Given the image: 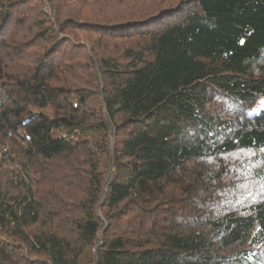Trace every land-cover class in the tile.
<instances>
[{"label": "trees", "instance_id": "trees-1", "mask_svg": "<svg viewBox=\"0 0 264 264\" xmlns=\"http://www.w3.org/2000/svg\"><path fill=\"white\" fill-rule=\"evenodd\" d=\"M153 2L0 0V264H264V0Z\"/></svg>", "mask_w": 264, "mask_h": 264}, {"label": "rangeland", "instance_id": "rangeland-1", "mask_svg": "<svg viewBox=\"0 0 264 264\" xmlns=\"http://www.w3.org/2000/svg\"><path fill=\"white\" fill-rule=\"evenodd\" d=\"M112 1V0H111ZM163 2H171V0H162ZM158 4V3H157ZM156 4V5H157ZM153 2V0H119V4H112L107 6L105 13V17L109 18H117L123 19L127 18L129 16L138 15L141 10L140 9H147L156 6ZM79 7V6H78ZM78 7L75 8V10L78 12ZM82 39L93 38L94 42H99L100 37L97 36H91L88 34H80Z\"/></svg>", "mask_w": 264, "mask_h": 264}, {"label": "snow or ice", "instance_id": "snow-or-ice-1", "mask_svg": "<svg viewBox=\"0 0 264 264\" xmlns=\"http://www.w3.org/2000/svg\"><path fill=\"white\" fill-rule=\"evenodd\" d=\"M241 44H243V41H240ZM262 109H256L254 114L259 115ZM253 113H249V115H252Z\"/></svg>", "mask_w": 264, "mask_h": 264}]
</instances>
